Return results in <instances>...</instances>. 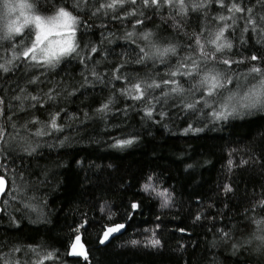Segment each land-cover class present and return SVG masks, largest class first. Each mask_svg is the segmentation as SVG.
<instances>
[{"label":"trees","instance_id":"obj_1","mask_svg":"<svg viewBox=\"0 0 264 264\" xmlns=\"http://www.w3.org/2000/svg\"><path fill=\"white\" fill-rule=\"evenodd\" d=\"M71 2L39 0L41 9H47L45 14L54 11L56 5ZM82 19L88 27L82 23L77 33L81 46L98 43L101 33L106 34L99 26L101 21ZM145 23L152 28L159 25L165 37L182 47L187 40L182 33L172 30L170 21L165 23L160 16ZM200 23L193 17L187 31L190 33ZM125 26L118 21H107V29L117 36ZM212 26L209 23V27ZM239 37L237 30L235 54H230L233 59L253 53L264 56V48L255 43V37L244 45L240 44ZM101 47V54L96 57L101 61L97 68L100 72L108 71L109 75L120 57L135 55L134 45L118 39L111 44L105 42ZM249 66L248 62L233 65V71L246 74ZM82 67L78 60L70 59L56 72L41 75L43 69H27L19 64L8 74L0 73V97L8 100L11 90H18V86L39 92L51 86L50 82L81 81ZM135 67L130 66L129 70ZM164 70L165 65H157L142 71L162 74ZM32 75L39 76L41 83L29 85L27 81ZM240 82L246 88L253 81H246L244 75H240ZM118 86L119 82L115 81L111 85L96 82L94 86L79 88L75 96L60 100L59 106L64 109L61 123L66 125L63 132L44 137L37 153L23 158V167L36 185L39 197L36 203L43 215L38 220L36 213H14L18 226L12 224L7 215H0V241L43 244L59 253L56 264H264L251 249L233 254L230 247L212 245L220 236L218 229L230 230L240 239L246 238L253 227L245 228L248 224L245 209H250L264 191V112L205 127L199 116L164 106L163 110L168 113L164 120L159 116L147 120L138 109L129 108L125 115L123 109L132 101L116 92L113 112L107 119H99L94 115L95 108ZM85 112L92 118L85 119ZM36 114L42 120L48 117L43 109ZM73 114L77 118H72ZM190 123L204 130L185 133ZM133 136L135 142L127 148L109 147L113 137ZM65 137L67 140L61 145L60 140ZM229 159L233 161L231 171ZM242 159L248 164L240 166ZM147 175L156 178L158 187L170 191L174 201L171 208L161 209L159 199L141 191ZM225 183L232 185V192L225 194ZM132 201L140 203L141 207L129 220L125 212ZM104 203L113 210L112 220L108 219L107 212L99 211ZM198 212L205 217L201 221L194 219ZM247 214L253 215L251 211ZM113 222L125 223L124 233L100 246L99 238ZM80 224L84 227L77 233ZM180 228L185 231L180 232ZM154 229L162 246L145 248V238ZM77 234L89 255L87 261L66 255ZM133 239L140 241V245H131Z\"/></svg>","mask_w":264,"mask_h":264},{"label":"snow or ice","instance_id":"obj_2","mask_svg":"<svg viewBox=\"0 0 264 264\" xmlns=\"http://www.w3.org/2000/svg\"><path fill=\"white\" fill-rule=\"evenodd\" d=\"M46 12L47 9H41L39 0H0V73L8 74L23 64L27 69H43L41 75H46L56 72L70 59L78 60L83 66L81 81L50 82L51 86L39 92L18 86V90H11L8 100L0 97V215H7L14 225L18 226L14 213H36L38 220L43 215L36 203L39 199L36 185L23 167V158L34 156L44 137L63 132L66 125L61 123L64 109L59 106L60 100L75 96L79 88L94 86L96 82L105 85L119 82L113 93L95 108L94 115L101 120L113 112L116 92L132 101L123 109L125 115L129 108L138 109L147 120H154L156 116L164 120L168 115L164 106L199 116L205 127L264 112V56L253 53L232 58L237 30L241 45L255 37V43L264 48V0H72L70 5L61 3L54 6L50 14ZM156 16L165 23L170 21L172 30L187 38L183 47L165 37L159 25L152 28L145 23ZM82 17L101 21L99 26L106 34L101 33L102 39L98 43L81 46L77 33L85 23ZM193 17L201 23L189 33L187 27ZM108 20L126 24L121 35L107 29ZM209 23L213 26L209 27ZM85 27H88L86 23ZM114 39L134 45L135 55L120 57L109 75L108 71L98 70L101 61L96 57L101 54V46L105 42L113 43ZM104 55L106 58L107 52ZM246 62L250 64L246 74L234 73L233 65ZM133 65L136 67L129 70ZM157 65H165L162 74L142 71ZM240 75L253 82L243 87L239 82ZM27 83L36 86L41 81L39 76L32 75ZM40 109L48 113L46 120L36 114ZM72 118L77 117L73 114ZM84 118L92 117L85 112ZM203 130L190 123L184 131L199 133ZM112 139L109 147L120 150L131 146L136 138ZM65 140L67 137L60 140V144L63 145ZM247 164V160L240 161V166ZM228 165L231 171V159ZM140 187L145 194L159 199L161 209L174 205L170 191L158 187L153 175H147ZM223 191L225 194L232 192V185L225 183ZM140 207V203L130 202L126 218L132 219ZM9 209H12L11 213ZM99 211L101 214L107 212L108 219L112 220L113 210L106 203L99 206ZM249 211L253 215L249 216ZM204 218L198 212L194 219L201 221ZM245 219L248 221L246 229L253 226L246 238L237 239L232 231L218 229L220 236L212 241V245L230 247L233 254L251 249L264 261V191L258 201L252 202L250 209H245ZM83 227L84 224L78 225L76 232ZM126 227L125 223L113 222L103 231L100 244L110 242ZM130 243L140 245L135 239ZM143 246L161 248L162 242L155 229L145 238ZM66 255L85 261L89 259L79 234ZM59 259L56 250H49L43 244L0 241V264H56Z\"/></svg>","mask_w":264,"mask_h":264},{"label":"water","instance_id":"obj_3","mask_svg":"<svg viewBox=\"0 0 264 264\" xmlns=\"http://www.w3.org/2000/svg\"><path fill=\"white\" fill-rule=\"evenodd\" d=\"M123 233H124V230H122V232H121L120 234H116L115 238L121 236ZM113 239H114V238H111L110 241L113 240ZM74 242H75V239H74L73 243H74ZM81 243H82V242H81ZM108 243H109V242H106L105 245H107ZM99 244H100V242H99ZM105 245H101V244H100V246H105ZM69 257H70V258H74V259H81L82 261H85L83 258H79V257H71V256H69Z\"/></svg>","mask_w":264,"mask_h":264},{"label":"rangeland","instance_id":"obj_4","mask_svg":"<svg viewBox=\"0 0 264 264\" xmlns=\"http://www.w3.org/2000/svg\"><path fill=\"white\" fill-rule=\"evenodd\" d=\"M240 82V81H239ZM240 84H241V82H240ZM242 85V84H241ZM243 86V85H242ZM244 87V86H243Z\"/></svg>","mask_w":264,"mask_h":264},{"label":"bare ground","instance_id":"obj_5","mask_svg":"<svg viewBox=\"0 0 264 264\" xmlns=\"http://www.w3.org/2000/svg\"><path fill=\"white\" fill-rule=\"evenodd\" d=\"M103 235V234H102ZM102 237V236H101Z\"/></svg>","mask_w":264,"mask_h":264}]
</instances>
